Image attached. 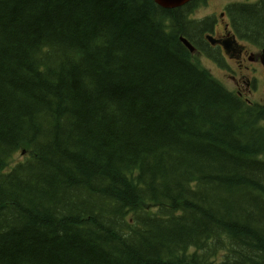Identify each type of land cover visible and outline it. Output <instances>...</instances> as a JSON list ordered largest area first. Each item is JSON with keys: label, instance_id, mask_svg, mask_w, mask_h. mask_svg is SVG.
Listing matches in <instances>:
<instances>
[{"label": "trees", "instance_id": "obj_1", "mask_svg": "<svg viewBox=\"0 0 264 264\" xmlns=\"http://www.w3.org/2000/svg\"><path fill=\"white\" fill-rule=\"evenodd\" d=\"M185 9L0 0V264H264V109L194 64Z\"/></svg>", "mask_w": 264, "mask_h": 264}, {"label": "flooded vegetation", "instance_id": "obj_2", "mask_svg": "<svg viewBox=\"0 0 264 264\" xmlns=\"http://www.w3.org/2000/svg\"><path fill=\"white\" fill-rule=\"evenodd\" d=\"M199 5L208 4L209 0H197ZM220 8L217 13L205 16L201 22L204 24V33H210L213 38L220 41L222 45H218L213 49L217 52V60L225 62L226 56L232 66L226 65L230 70L224 78L229 83V92L234 93L237 97L259 98L261 94L264 96V89L261 93V85L255 73L260 72L264 75V63H262V50L264 44L253 41L240 34L234 17L239 13L240 7H257L264 3V0H212ZM196 5L193 2L191 6ZM245 39V40H244ZM223 67V64L220 66ZM231 67H234L232 69Z\"/></svg>", "mask_w": 264, "mask_h": 264}, {"label": "rangeland", "instance_id": "obj_3", "mask_svg": "<svg viewBox=\"0 0 264 264\" xmlns=\"http://www.w3.org/2000/svg\"><path fill=\"white\" fill-rule=\"evenodd\" d=\"M197 61V60H196ZM200 67H205L207 68L210 73L212 74V76L214 78H216L217 80H221L222 79V74L220 73L219 69L217 68V66H215L211 61L205 59V58H200ZM264 128V127H263ZM27 156L26 155H21L19 152L16 153L13 158H11V160L9 161V163H11L10 167L8 168V170L12 167V169L16 168L17 163L23 161ZM262 159H264V156L262 157ZM150 211H152V213L156 212V209H151ZM222 253L223 251H213L212 256L213 258L211 259L212 261H219L222 258Z\"/></svg>", "mask_w": 264, "mask_h": 264}, {"label": "water", "instance_id": "obj_4", "mask_svg": "<svg viewBox=\"0 0 264 264\" xmlns=\"http://www.w3.org/2000/svg\"><path fill=\"white\" fill-rule=\"evenodd\" d=\"M188 1L190 0H154V2L163 9H174ZM182 42L190 51H192V48L185 41L182 40Z\"/></svg>", "mask_w": 264, "mask_h": 264}]
</instances>
